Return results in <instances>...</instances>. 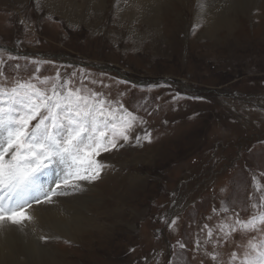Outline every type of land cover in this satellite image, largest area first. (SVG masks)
<instances>
[{
	"label": "rangeland",
	"instance_id": "374dc122",
	"mask_svg": "<svg viewBox=\"0 0 264 264\" xmlns=\"http://www.w3.org/2000/svg\"><path fill=\"white\" fill-rule=\"evenodd\" d=\"M108 2L104 12L89 13L84 19L85 12L74 26L46 7L38 10L35 0H0V48L9 47L0 56L19 57L8 62L18 64V70H4L9 80L31 78L36 65L30 61L37 60L41 79L54 77L57 70L76 72L74 86H79L81 73L74 64L87 62L91 67L83 70L88 74L83 86L111 102L119 101L142 118L145 123L137 125L133 136H142L145 130L151 133V143L137 146L133 140L106 153L108 168L100 180L87 186V193L103 197L98 202L101 210L120 207L114 217L88 213L92 220L103 222V231L82 235L81 243H74L51 230L52 239L44 243L60 249L59 264H229L234 252L239 260L248 241L253 236L259 240L257 233L233 234L215 248L214 262L205 255L214 248L205 243L207 229H201L214 223L217 226L211 229H217L225 217L234 219L241 210L242 218L253 215L249 203L250 194H255L253 176L264 185V8L249 17L238 14L236 31L221 29L212 37L205 34L202 23L193 28L188 12H165L158 35L152 33L134 46L132 33L122 25L131 20L136 32L146 26L132 19L124 23ZM20 50L31 54L25 56ZM36 52L53 58L41 61ZM138 81L144 84L133 86ZM175 94L182 98L174 101ZM153 148H161V153L147 161ZM135 174L141 180L127 189ZM115 188L120 202L118 195L111 194ZM246 203L252 211L242 209ZM222 204L229 212L214 213ZM162 214L178 217L171 229L159 219ZM178 241L186 248L181 249Z\"/></svg>",
	"mask_w": 264,
	"mask_h": 264
},
{
	"label": "snow or ice",
	"instance_id": "6c2138e0",
	"mask_svg": "<svg viewBox=\"0 0 264 264\" xmlns=\"http://www.w3.org/2000/svg\"><path fill=\"white\" fill-rule=\"evenodd\" d=\"M37 7L42 10L40 0ZM214 7L211 0H205L198 5V16H209ZM47 18L52 20L53 16ZM200 23L198 19L193 28ZM5 51L0 48V52ZM17 59L12 53L0 56V231L11 227L27 237L35 235L40 227L34 206L62 209L60 198L83 194L88 185L102 178L108 166L99 159L103 154L118 151L133 140L137 146L142 141L151 143V133L145 130L142 136H133L137 125L145 121L119 101L111 102L103 93L83 86L86 72H81V86H74L76 72L62 74L57 70L55 77L41 79L40 61L32 60L36 68L29 80L21 81L15 76L9 80L4 70H18V64L8 63ZM180 98L179 94L173 96L174 101ZM252 179L255 194H250L249 199L254 214L249 219L242 220L235 212V218L225 217L219 228L204 225L201 229H207L205 243H212L214 248L205 255L214 262L218 256L215 248L227 243L233 234L257 233L259 240L253 236L243 256L237 260V254L232 253L229 264H264V185L256 176ZM172 195L175 197V193ZM213 212L228 213L229 208L222 204ZM159 219L171 229L178 217L162 214ZM36 239L47 242L52 237L40 234ZM178 245L186 248L182 241ZM200 247L197 239L195 248Z\"/></svg>",
	"mask_w": 264,
	"mask_h": 264
},
{
	"label": "bare ground",
	"instance_id": "6f19581e",
	"mask_svg": "<svg viewBox=\"0 0 264 264\" xmlns=\"http://www.w3.org/2000/svg\"><path fill=\"white\" fill-rule=\"evenodd\" d=\"M108 1L109 0H40V6L48 8L50 13L58 14L66 23L74 24L75 26L77 24L79 25L81 17L85 12L84 19H86L89 13L98 15L99 12H104L109 3ZM35 2L37 3V0H35ZM204 2L205 0H114V2L111 0V8H114L116 12L115 15L120 17L121 21L124 23L128 21V19H132V21H139V23L143 22L146 26V30H138L139 32H136V30H133L131 27L133 26V23H130L131 20L128 21L130 25H128L127 22L125 25H122V29L132 33L130 34L133 43L135 41L134 46L141 45L146 38L153 35L152 33L156 34L155 36L158 35V26L165 12L166 14H171V12H173L176 15L183 11L188 12L194 23H196L198 19L201 20L203 31L207 36L212 37L213 34L216 36L221 29L231 33L237 24L239 25V23H237L239 21L237 17L238 14L243 17H249L253 12H258L257 9L264 8V0H211L215 7L212 9L209 16L201 19V17L198 16V5ZM176 5H178V7ZM21 7L22 6H18V8H15L16 10H20ZM217 8L219 11H216ZM149 10H151V15L149 14ZM254 15H256V13ZM257 15L260 14L257 13ZM257 15L256 17H258ZM87 24L90 25L89 22H87ZM131 30L135 31V34H133ZM159 153H161V148L160 150L157 148L150 149L147 153L149 159L146 160L150 161L152 155L155 156ZM136 157L139 158L137 155ZM146 160H143V162ZM139 176L140 175L135 174V176L131 178L132 181H129L127 185L128 188H126L131 189L134 188V186L136 187L141 180ZM134 181L137 183L136 185L133 184ZM111 194L115 196L118 195L116 188L113 189ZM121 195L124 197V194ZM60 199L62 200V209L50 207L42 209L38 206H34V214L38 217L40 226L35 235L30 234L25 237L15 228L11 227L0 231V264H59L58 259H63L60 257V249L50 242L44 243L39 241L36 239V236L40 234L48 236L49 231L55 230L57 235L64 236L74 243L77 241L80 242L79 239L83 238L82 235L93 236L94 233L103 231V222L92 220V216H88L89 212L93 213L96 217H107L110 213L114 217V213H119L120 211L119 205L115 206V208L113 207L111 212L101 210L100 205H98L101 199L87 192L77 196L70 195ZM120 199L121 196L118 195L117 200L119 202ZM103 203H106L104 199ZM81 210L83 212H80ZM27 230L30 231L31 228L29 227Z\"/></svg>",
	"mask_w": 264,
	"mask_h": 264
}]
</instances>
